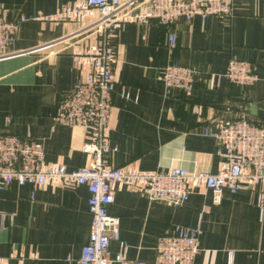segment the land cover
<instances>
[{
  "label": "crops",
  "instance_id": "0c3cea01",
  "mask_svg": "<svg viewBox=\"0 0 264 264\" xmlns=\"http://www.w3.org/2000/svg\"><path fill=\"white\" fill-rule=\"evenodd\" d=\"M76 1L0 0V15L18 24L12 53L0 59V132L40 141L45 161L69 171L86 163L84 129L56 123L53 116L61 95L86 78L89 65L78 64L72 54L85 47L76 43L81 24L47 17ZM232 6L233 16L225 21L196 16L170 26L149 20L119 29L110 117V143L117 148L113 166L215 173L222 158L206 127L241 115L264 125V0H232ZM169 33L176 37L173 48ZM231 59L250 62L258 80L246 87L230 83L224 73ZM171 61L195 72L189 95L179 89L166 94L162 69ZM88 198L83 185L12 182L0 190V264H80L90 232ZM109 213L119 218L111 252L123 241L126 257L142 264L153 263L161 236L175 226L198 224L194 264H264L259 187L224 190L218 202L210 190L197 187L174 206L118 186Z\"/></svg>",
  "mask_w": 264,
  "mask_h": 264
},
{
  "label": "built area",
  "instance_id": "2783aa9c",
  "mask_svg": "<svg viewBox=\"0 0 264 264\" xmlns=\"http://www.w3.org/2000/svg\"><path fill=\"white\" fill-rule=\"evenodd\" d=\"M196 16L228 20L233 16L232 0H78L47 17L50 21L81 24L76 43H84L85 47L79 52L72 50V54L78 64L89 65V72L72 90L61 95L53 119L59 124L84 129L82 151L86 163L69 171L59 163L45 161L40 141L0 132V190L12 182L85 186L89 192L91 222L80 264H142L126 257L127 246L123 241H119L117 253H112L109 247L112 239H119V218L109 213L118 186L131 188L149 201L174 206L185 203L197 187L210 190L215 202L220 201L224 190L236 194L241 189L259 187L260 200L264 197V125L250 121L245 115L205 128V134L216 141L217 154L222 158L215 173L188 172L177 167L142 171L133 164L113 166L110 163L111 155L117 150L110 143V117L116 88L114 42L119 29L128 22L149 20L170 26ZM17 29V22L0 15V59L12 53ZM175 44L176 37L169 33V47ZM194 75L193 70L176 61L168 63L162 69L166 94L179 89L189 95ZM224 76L240 87L253 85L258 80L250 62L236 59L228 62ZM193 110L198 114L200 107ZM200 234V224L193 228L175 226L171 234L158 239L152 264H194Z\"/></svg>",
  "mask_w": 264,
  "mask_h": 264
}]
</instances>
